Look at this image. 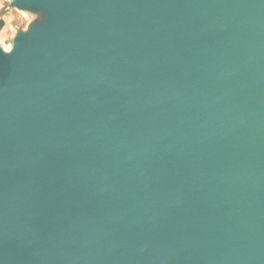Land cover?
Masks as SVG:
<instances>
[{
  "label": "water",
  "instance_id": "1",
  "mask_svg": "<svg viewBox=\"0 0 264 264\" xmlns=\"http://www.w3.org/2000/svg\"><path fill=\"white\" fill-rule=\"evenodd\" d=\"M53 1L0 51V264H264V0Z\"/></svg>",
  "mask_w": 264,
  "mask_h": 264
},
{
  "label": "rangeland",
  "instance_id": "2",
  "mask_svg": "<svg viewBox=\"0 0 264 264\" xmlns=\"http://www.w3.org/2000/svg\"><path fill=\"white\" fill-rule=\"evenodd\" d=\"M72 30L70 16L56 1L0 0V51L6 55H16L24 38L36 32L64 38Z\"/></svg>",
  "mask_w": 264,
  "mask_h": 264
},
{
  "label": "bare ground",
  "instance_id": "3",
  "mask_svg": "<svg viewBox=\"0 0 264 264\" xmlns=\"http://www.w3.org/2000/svg\"><path fill=\"white\" fill-rule=\"evenodd\" d=\"M7 46H8V45H7ZM7 48H9V46H8Z\"/></svg>",
  "mask_w": 264,
  "mask_h": 264
}]
</instances>
